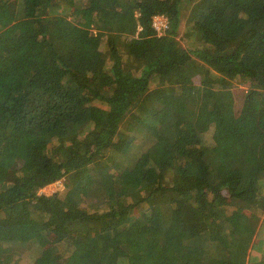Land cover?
Wrapping results in <instances>:
<instances>
[{
  "label": "trees",
  "instance_id": "16d2710c",
  "mask_svg": "<svg viewBox=\"0 0 264 264\" xmlns=\"http://www.w3.org/2000/svg\"><path fill=\"white\" fill-rule=\"evenodd\" d=\"M261 212L264 0H0V264H245Z\"/></svg>",
  "mask_w": 264,
  "mask_h": 264
},
{
  "label": "rangeland",
  "instance_id": "374dc122",
  "mask_svg": "<svg viewBox=\"0 0 264 264\" xmlns=\"http://www.w3.org/2000/svg\"><path fill=\"white\" fill-rule=\"evenodd\" d=\"M184 21L185 18L182 19L181 25H180V33H183V27H184ZM157 31V30H156ZM163 31V30H162ZM162 31H157V34H162ZM232 90L235 93L236 96V107H239L238 105L241 104L243 93L246 90V87L243 84L233 82ZM105 94L108 96L110 94V91H106ZM203 142L205 144H211V131H208L204 137ZM58 188L60 190L63 189V184L57 185V184H49L45 187H43L40 190V193L44 194H51L54 191H56ZM239 210H243L242 207H238ZM232 210H235L233 207H230L227 209V212H232ZM244 211V210H243ZM258 216V222L256 231L251 238H245L243 240V249L241 251V261H244L245 264L248 262H253L259 259L260 256H264V213H257ZM162 254L159 250L153 251L151 253H146L145 255H136L134 257H131L133 264H162ZM27 263L32 264L33 258L29 255L26 257Z\"/></svg>",
  "mask_w": 264,
  "mask_h": 264
},
{
  "label": "built area",
  "instance_id": "2783aa9c",
  "mask_svg": "<svg viewBox=\"0 0 264 264\" xmlns=\"http://www.w3.org/2000/svg\"><path fill=\"white\" fill-rule=\"evenodd\" d=\"M152 26L157 31L165 30L168 27V20L163 15H156L153 17ZM53 184L61 185V181L57 180Z\"/></svg>",
  "mask_w": 264,
  "mask_h": 264
},
{
  "label": "crops",
  "instance_id": "0c3cea01",
  "mask_svg": "<svg viewBox=\"0 0 264 264\" xmlns=\"http://www.w3.org/2000/svg\"><path fill=\"white\" fill-rule=\"evenodd\" d=\"M154 251H158L159 252V248L158 249H155Z\"/></svg>",
  "mask_w": 264,
  "mask_h": 264
}]
</instances>
